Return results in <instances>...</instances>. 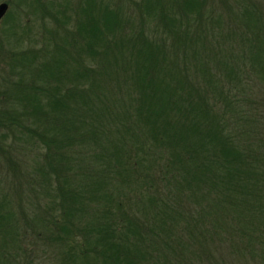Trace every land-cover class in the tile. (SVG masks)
I'll return each instance as SVG.
<instances>
[{
	"label": "trees",
	"instance_id": "1",
	"mask_svg": "<svg viewBox=\"0 0 264 264\" xmlns=\"http://www.w3.org/2000/svg\"><path fill=\"white\" fill-rule=\"evenodd\" d=\"M215 1L5 0L0 264H264V5Z\"/></svg>",
	"mask_w": 264,
	"mask_h": 264
},
{
	"label": "rangeland",
	"instance_id": "2",
	"mask_svg": "<svg viewBox=\"0 0 264 264\" xmlns=\"http://www.w3.org/2000/svg\"><path fill=\"white\" fill-rule=\"evenodd\" d=\"M0 1H5V0H0ZM10 1H12L13 3H18V2H20V5L19 6H14V7H12V6H8V11L10 12V13H13V14H15L14 15V17H16L17 18V20H19L20 22H22V23H24V21H28V23H31L32 22V18H33V16H32V14L30 13V12H26V13H23L24 12V9H23V7H25L23 4H21V0H10ZM210 1V0H209ZM214 2H212L214 5H216V1L215 0H213ZM229 2L231 1V0H228ZM255 1H258V2H260L262 5H264V0H255ZM217 6V5H216ZM20 8H21V10H20ZM21 11V12H20ZM221 13H223V12H221ZM3 25H5V24H3L2 23V20H1V22H0V35H1V30H2V28H3ZM37 26H35L34 25V28H36ZM4 178H5V176H3L2 178H0L1 179V181H2V184H3V180H4ZM1 187L2 188H5L6 186H4V185H1Z\"/></svg>",
	"mask_w": 264,
	"mask_h": 264
},
{
	"label": "water",
	"instance_id": "3",
	"mask_svg": "<svg viewBox=\"0 0 264 264\" xmlns=\"http://www.w3.org/2000/svg\"><path fill=\"white\" fill-rule=\"evenodd\" d=\"M7 9V3L5 1H0V18L3 16Z\"/></svg>",
	"mask_w": 264,
	"mask_h": 264
}]
</instances>
